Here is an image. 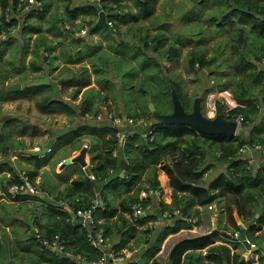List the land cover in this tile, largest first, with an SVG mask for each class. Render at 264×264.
I'll return each mask as SVG.
<instances>
[{
	"label": "trees",
	"instance_id": "1",
	"mask_svg": "<svg viewBox=\"0 0 264 264\" xmlns=\"http://www.w3.org/2000/svg\"><path fill=\"white\" fill-rule=\"evenodd\" d=\"M42 3V8L33 13L23 12L24 7L27 4V0H0V35L4 34L5 39L0 40V48L4 46L8 40L9 33L15 29L19 23L20 17L26 19L29 17L37 16L39 22L36 27L28 24L25 31H29L33 34H40L47 29L40 28V21L44 20L49 8L51 6V0H37ZM106 1V0H104ZM117 5V8L122 10L123 13H114L115 8L112 5H104L101 3L98 7L92 8L93 12L97 15L100 10L106 13L107 22H112V25L108 28L97 27L94 23L89 22V25H94L95 29H101L103 32L110 31L113 33L111 36H118L120 32L118 29L121 25H127L130 19L139 23L141 18L147 19L151 17V13L154 10V3L156 0H135L138 12L133 13L130 7L123 5L122 0H108ZM231 3L222 10H218L213 13L206 22L215 25L214 33H218L220 27L224 24L235 27L233 29V42L231 45L218 44L215 48L214 56L206 58L202 51L192 50L186 56L187 65L190 71H204L211 67H219L226 60V48L230 52L227 57L230 59L234 57V72L236 75L228 77L226 80H216L214 89L221 91L224 89H230L234 98L244 108L236 109L231 114H242L244 121L241 126L242 130L235 136H214L208 137L199 134L194 129L186 126H164L153 124L149 128L144 127L142 133L138 136L143 138V141L134 142L137 134L129 135L126 133V140L123 147L118 146L117 132L121 131V127L118 125H92L82 126L80 129L72 132L70 141L76 140L79 133H87L91 137H96L102 141V152L96 151L97 144L94 145V150L91 154L92 174L95 180L104 182L110 180V185L124 188L125 192L137 185L133 193L123 198L120 203V208L112 206L110 203L106 205H96L95 219L98 228H102L107 238L111 232L112 239H115L117 235H120L118 242L112 245L110 249L115 254L124 258L122 262L127 260L124 254H121L122 249L134 251L131 246H127L129 238L134 235L135 226L133 221H130L125 217V214H131V207L139 202V194L141 191L149 188L159 189L160 181L158 177V167L155 163H164V159L168 157L171 159L170 164L163 165L162 170H166L170 177V184L173 187L171 191L172 202L170 204L161 203L160 211L158 214L166 213L169 219L173 216H177L182 213V209L186 214L189 211V206L194 204V199L190 198L188 204L185 201L187 195H180V192L190 191L196 197H198V203L200 205L208 204L212 201L210 197L203 190L195 188V186H185L186 183L196 182L197 177L204 174L208 167H202L204 161L199 160L197 165L193 166L194 157L203 156V149L206 143L211 147L218 148V156L215 160L220 163L226 164L227 173L223 176L225 186L227 190L220 187L222 182H217L214 189L219 188V195H226V192L230 191L231 195L228 197V203L235 204L241 210V207L247 203L264 204V179L261 169L255 168V161L251 163L248 159V155L240 153L239 150L244 146L260 145L264 148V117L258 122L262 108L264 107V69H258L257 65L264 61V0H229ZM71 1L68 0L67 10ZM125 10V11H123ZM117 21L115 23L114 21ZM59 22H63L59 19ZM222 25V26H221ZM140 26V25H136ZM223 28V27H222ZM126 29H132L128 24ZM139 29V28H137ZM147 29V28H145ZM63 30V29H62ZM125 34V33H123ZM101 36L104 37L102 34ZM134 41L130 45V55L121 56L128 64L129 68L125 75L132 77L129 81L123 77L118 76V71L114 70L117 76L121 79V85L119 90L115 84L109 79L110 66H114L113 58L117 57L114 54V46L108 43L105 50L95 51L96 55L93 59L89 60L88 67L82 66L77 70H71L66 67V71L70 70L71 78L65 81L62 87L73 88V93L70 98L76 100L81 93L82 89L89 87L94 83L99 89L90 88L83 94V98L80 102V111L77 113L70 108L67 102L61 99H54L53 95L56 92V84L49 83L47 85H41L36 88L35 92L25 93L23 96H32L49 91L50 93L44 97L34 101L35 108L42 114H52L57 111H65L70 113V116H80L94 118L101 113L100 106L103 103L109 105H115L118 103L120 97L123 101V111L120 112V107L115 106L116 113L115 118H121L126 116L133 124L141 126L149 119L150 113H146L140 107L138 100L139 93L146 96L144 84L149 83L155 89H159L157 85V79L160 81L165 79L164 71L169 75V69L166 68L164 63L158 62L159 58H162L167 63H175L181 56V49L175 45L168 44L166 47L161 48L163 43L168 39L167 35L163 33H156L149 35L146 31L142 35H131ZM40 48H36V53L39 55L44 52L49 54L50 45L46 44V38H39ZM125 40V39H124ZM121 43L124 42L123 40ZM119 45V43H117ZM117 45V46H118ZM153 53L155 56L151 57L148 53ZM66 53V50L64 51ZM119 55V54H118ZM249 57V58H248ZM63 60V59H62ZM253 62H252V61ZM77 63L82 61H76ZM75 62V63H76ZM112 62V64H111ZM225 63V62H224ZM32 69L35 72H41L42 68L33 64ZM138 68V70H137ZM133 69H136L134 72ZM147 69L151 72L147 73ZM133 74V75H132ZM149 74V75H148ZM242 74H246L245 78L252 81L246 83ZM34 78L35 81L43 78L42 75ZM94 76V80H92ZM62 77V75H60ZM134 78V79H133ZM155 78V79H154ZM170 79L171 86L177 91L180 99L184 104V108L187 109L183 100V91L181 87V78L175 77ZM155 80V82H154ZM135 82V85L133 83ZM107 91V95H103ZM116 91V94L115 92ZM123 91V92H121ZM128 91V93H127ZM131 91V92H129ZM119 93V94H117ZM165 93H159L157 96L160 104L165 100ZM196 95L191 97V106L193 99ZM260 99V100H259ZM158 102V103H159ZM111 106L108 107L110 110ZM111 112V110L109 111ZM168 113V112H167ZM122 114H124L122 116ZM20 122V121H19ZM112 125V126H111ZM20 129L17 131L18 136H23L29 133L26 124L20 122ZM91 127V128H89ZM9 125L7 122L2 123L1 132L7 130ZM139 129L138 127H136ZM248 129V134H245V130ZM152 131L148 135V131ZM34 131V133H33ZM36 129L31 131V135H34ZM129 133V132H128ZM10 135V134H9ZM9 135H3L0 133V145L3 141L8 139ZM22 145V144H21ZM5 146V145H3ZM58 145L56 149H59ZM3 154L6 157L8 154L7 147H2ZM53 150V151H55ZM117 150L116 156H113V152ZM51 151V150H50ZM123 154V156L121 155ZM177 156V157H175ZM22 160L31 161L34 169L26 170L25 175L28 177L29 182L35 188L34 177L37 175V170L43 166H46L50 162V155L44 157H21ZM97 159V161H95ZM124 160L126 162L125 168L121 169L120 163ZM200 166V167H199ZM150 170V173L143 179L144 172ZM7 172L11 176L7 179L6 185L2 184L1 190L6 198H13L12 200H21L26 195L25 192H21L13 196L11 187L14 185H21L23 183L22 178L18 175L15 168L10 164L4 163L0 165V173ZM123 172L124 176L120 177L118 173ZM193 176V177H192ZM7 178L5 175L1 179ZM143 179V182L141 181ZM96 181V182H97ZM2 182V181H1ZM142 182V183H141ZM95 182L88 179L86 176H81L73 182V184L65 187L64 193L58 194L56 199H64L69 197V193L73 195L70 201V206L74 212V219L77 220V224L74 225L73 218L68 213L63 211H57L51 209L49 213L53 215L54 220L50 225H46L40 228L38 233V239L31 242V249L20 248V251H15L11 247V255L9 257L0 254V258L3 259L1 264H7L6 261L12 260V257L18 264H93L101 256V252L90 246L87 239L86 229L79 223L75 217L77 210H83L93 205L97 199L102 202L106 195L104 192L98 193L97 196L94 191ZM186 194V193H183ZM238 197H237V196ZM190 203V204H189ZM97 204V203H96ZM178 212L176 215L175 212ZM250 216H253L251 208L247 211ZM241 213V212H240ZM183 214V213H182ZM245 214V216L249 215ZM229 220L234 223V218L231 212L228 213ZM56 216H61L60 221L55 220ZM117 216V220H120V226L117 225L116 231H112V224L109 223L112 218ZM102 220V222L100 221ZM150 219H138V224H143ZM176 220V219H175ZM172 221V219H171ZM98 222V223H97ZM123 228H127L122 233ZM165 228L161 235L154 241L152 247L145 252L143 258H140L136 262H126L124 264H148L146 258L153 257L160 249L161 242L169 235L177 232L181 228H190V225H185L184 221L178 220L173 222L170 226L162 225ZM235 229L238 231V227L235 224ZM256 228L251 227L250 232ZM4 233V232H3ZM2 233V234H3ZM233 235V234H232ZM8 236H0L6 240ZM9 238V237H8ZM219 238L217 232L211 233L206 236L196 237L193 239H185L176 243L168 257V264H204V257L197 251L208 249V255L215 264H243L240 262V257L233 255L232 260L230 257V249L225 245L212 246ZM39 240V241H38ZM59 240L64 245V250H52L47 246H43V241L53 242ZM142 239L138 240L141 242ZM40 242V243H39ZM262 240H256V244H261ZM9 243V242H8ZM13 254V255H12ZM68 255V256H67ZM75 257L80 259L77 260ZM146 257V258H145ZM208 257V256H207ZM13 259V260H14ZM6 260V261H5ZM232 262V263H231ZM152 264H158L153 260ZM263 264V263H261Z\"/></svg>",
	"mask_w": 264,
	"mask_h": 264
},
{
	"label": "rangeland",
	"instance_id": "2",
	"mask_svg": "<svg viewBox=\"0 0 264 264\" xmlns=\"http://www.w3.org/2000/svg\"><path fill=\"white\" fill-rule=\"evenodd\" d=\"M71 4L69 5V9L67 10L68 0H51V6L44 20L40 21V28L47 29L45 32L40 34H33L29 31H25L26 26L29 24L36 27L39 22V18L37 16H33L32 18H27L26 21L22 17H20V22L17 27L13 29L9 35H7L8 40L4 43L3 49L0 48V119L4 115H14L18 117H24V122H29L31 125L35 124L37 127L39 126H49V131L53 134L61 133L64 129H69L70 127L75 126L74 123L79 122L80 116L74 117L72 124H70V119L66 116L62 115H41L37 113L34 106V101L38 100L41 97L48 95L49 91H44L37 95H34L32 100V96H30L31 100H26L23 95L28 92H35L36 88L31 87L30 84L35 82L34 78L39 77L38 75H42L43 78L47 77L49 83L56 84V92L54 93V99L63 100L65 97V93L60 89L65 81L64 77H60L59 71L63 69L62 59H65L67 55V49L71 48L73 45H81V43L91 45H100L101 48L106 47V44L109 43L114 46V53L119 54L121 56L130 55L132 43H134L131 35H142L145 31L149 35H154L158 32L167 35L168 39L163 43L161 48L166 47L168 44L175 45L181 49V56L175 63H167L162 58H159L158 62L164 63L166 68L169 69V77L181 78V87L183 91V100L186 104L187 108H190L191 105V97L193 95L202 97V107L205 110L206 101L208 95L212 92H216L217 89H214L216 80H226L230 76L236 75L234 72V64L233 58L227 57L229 55L228 47L226 48V60H224L223 64L219 67H211L204 71H190L187 65L186 56L192 50L202 51V53L206 56V58H210L215 54V48L218 44L221 45H231L233 42V34L236 29L230 25L224 24L220 27L219 32L214 33L215 25L209 24L206 20L216 11L222 10L223 7L227 6L231 3L229 0H158L154 5V11L151 13V17L144 19L141 18L139 23L134 22L132 19L128 22L132 29H126L127 25H121V28L118 29L120 34L118 36H111L113 33L110 31L103 32L101 29H95L94 25L98 20L99 13L96 15L92 8L94 6L98 7V4L102 3V0H70ZM96 2V3H95ZM123 4H126L133 13L138 12V7H136L135 0H123ZM123 13V12H121ZM59 19L63 22H59ZM94 23V25H89L88 23ZM108 22L112 23L108 20ZM117 23V21H114ZM25 23V24H24ZM24 25V26H22ZM140 25V26H136ZM88 26L90 28H88ZM87 28V33L85 35H80V31ZM139 28V29H137ZM147 28V29H145ZM63 29V30H62ZM125 33V34H123ZM101 34L106 37L108 40L103 38ZM40 37L46 38V44L50 45L49 54H45L42 52L41 54L36 53V48H41L39 45ZM125 39V40H124ZM123 40V43L121 41ZM119 43V45L117 44ZM105 46H102V45ZM118 45V46H117ZM67 46V47H66ZM79 46H75L77 48ZM2 50V51H1ZM66 50V53L64 51ZM101 51V49H100ZM122 57H114L113 63L114 66H111L109 79L115 84L117 89L119 90L121 85V75L129 81L132 77L125 75L126 71L129 68V64L120 59ZM249 58V57H248ZM252 61V60H251ZM253 62V61H252ZM36 64L40 68H42L41 72H35L32 69V65ZM112 64V62H111ZM258 69H264V61L257 65ZM55 70V71H54ZM114 70L118 71V76ZM138 70V68H137ZM135 72L136 69H133ZM151 72L150 69H147V73ZM133 75V74H132ZM149 75V74H148ZM246 74H242L245 78ZM42 78V79H43ZM61 79H63L61 81ZM134 79V78H133ZM155 79V78H154ZM41 80V79H40ZM246 83H252L251 80L245 78ZM155 82V80H154ZM48 83V84H49ZM20 85V90L16 92H8L3 90V86L5 85ZM96 86L95 84H92ZM135 85V82L133 83ZM157 85L159 86L158 90L150 86L149 83L144 84V89L146 91V96H143L139 93L138 100L140 103V107L146 113H150L149 105L153 104L156 111L159 113H167L172 110V103L170 97V91L165 83V79L160 81V78L157 79ZM96 88V87H95ZM63 89V88H62ZM230 90V89H229ZM116 94V91H114ZM123 92V91H121ZM131 92V91H129ZM128 93V91H127ZM164 94L165 100L160 104L157 96ZM119 94V93H117ZM103 95H107V91L103 93ZM110 97V95H107ZM67 100V99H66ZM159 102V103H158ZM76 103V102H75ZM111 100L108 103H103L100 106L101 112L103 109L105 111H110L115 114V106L120 107V112L123 111V101L119 97L118 103L115 105H109ZM111 106L110 110L108 107ZM79 112L78 110H76ZM12 112V113H11ZM124 114H122L123 116ZM90 126L95 125L97 121L94 118H90ZM9 128L1 132L2 123L0 121V133L6 135V137L10 134V138L3 141L2 145H0V165L4 163V154L2 147H7V158L12 160L11 155H16L20 152H16L17 145L15 140V136L13 134L12 125L17 124L18 120H7ZM139 125V124H138ZM132 123V130L127 133L129 135L137 134L136 138L130 145L137 141H143V138H140L138 135L142 133L143 125L138 126ZM12 126V127H11ZM66 126V127H65ZM65 127V128H64ZM138 127L139 129H137ZM91 128V127H89ZM34 133V131H33ZM47 133V132H46ZM239 133V132H237ZM67 137V135H66ZM11 140V143H10ZM5 145V146H3ZM203 156H197L193 162V166L197 165L196 163L199 160L204 161L202 167H208L206 172L200 176H198L195 182V186L199 190H203L206 192L208 197L215 196L221 197L217 199L215 202H223V200L227 197L233 196L231 192H226V195H219V188L214 189L212 187L215 186L217 182H222L220 187L222 189L227 190L228 187L225 186L223 176L227 173L226 164L220 163L215 160V157L218 156V148L211 147L208 144L202 147ZM22 150V149H21ZM21 154V152H20ZM260 152H253V156H249L251 163L254 161H260ZM177 157V156H175ZM21 159V157H20ZM164 163L170 164L171 159L166 157L164 159ZM58 164V163H57ZM57 164H55V168H58ZM65 166H70L71 163L69 160L65 161ZM163 163H155V166L158 167V177L160 181V188L163 191L165 201L171 202L170 194L165 193L164 187H162L161 181L162 178L160 169H163ZM209 165V166H208ZM200 167V166H199ZM150 173V170L144 172L142 175L143 179L146 175ZM25 174V172L23 173ZM22 174V175H23ZM5 175L7 178L1 179V177ZM223 175V176H222ZM10 174L0 173V186L2 184L6 185L7 179L10 177ZM141 178V181L143 182ZM2 181V182H1ZM226 181V180H225ZM141 182V183H142ZM144 183V182H143ZM124 189V188H123ZM212 189V190H211ZM26 192L33 193V191L27 190ZM17 193H13L15 196ZM237 196V195H236ZM238 197V196H237ZM13 199V198H12ZM4 205V206H2ZM25 206H16V203L11 202V198H6L0 187V235L11 236V238L7 237L6 240L2 239L0 241V254H4L3 256L9 257L11 255V247L14 249L16 245L18 248H27L28 240L22 241V233L21 229H25V222L30 218L29 213L26 212V206L28 204H23ZM4 209H3V208ZM6 209V210H5ZM28 211V210H27ZM220 213V211H219ZM222 213V212H221ZM218 219L223 220L224 216L221 215ZM210 212L209 209L205 210L204 218L209 219ZM233 217V216H232ZM229 219V217H226ZM172 219V217H171ZM171 219L170 222H171ZM151 219L146 221L148 225H145L142 230H139V240L143 237L146 238V233L151 235L152 242L160 236V230L158 227L152 225L153 222ZM167 220V221H169ZM207 226L209 229L212 227V222L207 221ZM157 225H160L158 222ZM6 226H10L7 227ZM1 227L5 228V232L1 230ZM155 227V228H154ZM158 229V230H157ZM194 230V229H193ZM9 235L7 234V232ZM155 231H157L155 233ZM4 232V233H3ZM3 233V234H2ZM194 235V234H193ZM25 239V238H24ZM135 245V239L131 240ZM130 241V242H131ZM177 240L172 238H167L165 241L161 243L160 246V255L158 257L159 264H166L171 249L175 245ZM9 242V243H8ZM136 243L135 246L138 247ZM108 245V244H107ZM128 245V244H127ZM136 248V247H135ZM28 249H30L28 247ZM125 249V248H124ZM122 249V250H124ZM134 249V248H133ZM126 253V252H125ZM128 254V253H126ZM13 255V254H12ZM129 255V254H128ZM132 255H129L131 257ZM138 257V256H137ZM12 257V260L6 261L7 264L13 262V264H18L17 261ZM152 259V258H151ZM3 262V259L0 258V264ZM150 262V261H149Z\"/></svg>",
	"mask_w": 264,
	"mask_h": 264
},
{
	"label": "crops",
	"instance_id": "3",
	"mask_svg": "<svg viewBox=\"0 0 264 264\" xmlns=\"http://www.w3.org/2000/svg\"><path fill=\"white\" fill-rule=\"evenodd\" d=\"M157 1L158 0H156L155 3ZM122 2H123V0L121 1V3ZM102 3L104 5H109V6L112 5V7L115 8L114 13L119 12L121 14L122 10L117 8L116 4H113L108 0H106V1L102 0ZM155 3H154V5H155ZM99 5H101V4H99ZM123 5H126V4H123ZM123 11H125V10H123ZM100 12H101V10H100ZM21 20L23 21L24 19H21ZM21 20L19 19V22ZM95 25H96V23H95ZM22 26H24V25H22ZM32 27H34V26L32 25ZM88 28H90V27L88 26ZM67 46H68L67 55H66L65 59H63L61 61L63 69L61 71H59V72H61L60 75H62V77H64L65 80L61 79V81L62 80L67 81L68 79L71 78V72H70V70L66 71V67L68 69H71V70H77L78 68H80L82 66L88 67L89 66L88 65L89 60L93 59L94 56L96 55L95 51H97L99 49L105 50L108 46V43L106 44V47H104V48H101L99 44L94 46V45H91L90 43H88V44L81 43V45H73L71 48H69V45H67ZM75 46H79V47L75 48ZM102 46H105V45H102ZM2 49H3V46H2ZM114 55L117 57H121L118 54H114ZM148 55L151 57L155 56L153 53H150V52L148 53ZM78 60L82 61V62L77 63L76 61H78ZM109 69H111V66L109 67ZM92 80H94V76H92ZM92 84H94V83H92ZM92 84L89 87L82 89L81 93L79 94V96L76 100H72L70 98L71 94L73 93V88L62 87L63 89L61 88L60 90L65 93V96H64L65 98L63 99V101L67 102L68 105L70 106V108L73 109L74 111H76V110L80 111V102L83 98V94L85 93V91H87L90 88H95V87H96L95 89H97V90L99 89L97 86H94ZM30 96L31 95L22 96V97H24V99H26L28 101V100H31V99H28V98H30ZM55 99H57V98H55ZM35 110L37 111V113H39L41 115H49V114H42L37 109H35ZM103 111H104V109H103ZM77 113H79V112H77ZM52 114L53 115L57 114V115H62V116L68 117L70 119V122H69L70 124H72L74 117H77V116L72 117V116H70V113L65 112V111H57V112L52 113ZM263 117H264V107L261 110L258 122ZM89 119L90 118H88L87 116L86 117H80L79 122L74 123L75 126L70 127L69 129L66 128V129H64V131L62 130L61 133H56V134H53L52 132H50L49 131L50 127L47 125L44 127H42V126L37 127L35 124L31 125L29 122H24V121H21L19 119H16V120H18V122H16L17 124L14 123V125H12L14 128H12L11 130H13V134L16 137L15 140H17L16 141L17 142L16 143V145H17L16 152H18V149H20L21 154L19 152L16 155H11L12 160L7 158V156L6 157L4 156L5 159H4L3 163L7 162V164H10L11 166H13L20 177H22V174L24 172H26V170L34 169L33 163L31 161L22 160V159H20V157H28L29 152H31V151L34 152L35 149H37V148L39 149L38 151L44 150V152H45L44 156L50 155V157H51L48 165L43 166L37 170V175L34 177V183L37 187V188H35V192H33V193L25 192L27 196H25L24 198H22L19 201L11 199V202L16 203V206L23 207V206H25L23 204H28V206H26V212L29 213L30 218L25 222V225H24L25 229H21L22 241H25V240L35 241L38 239V237H39L38 233L40 232L39 231L40 228L44 227L46 225H50L52 223V221L54 220L53 215H51L49 213V211H51V209H55L57 211H63L65 213H68L71 218L74 217V212L70 206V201L73 198V195H71L69 193V197L64 198V199H56V197L58 194L64 193L65 187L73 184V182L75 180H77L78 178H80L81 176H86L88 179L95 182L94 191H95V194L97 196L99 195L98 193H100V192L105 193V195H106L105 199L106 200H104L102 202L100 199H97V201H96L97 205H99V206L106 205V204L110 203L112 206L120 208L121 200L123 198H126L127 195H130L131 193H133L134 189H136L137 185L133 186L130 189V191L125 192L122 187L116 188L114 185H110L111 179L105 180L104 182H99V181L95 180V178L92 174V171H91L93 168V166L91 164V154L94 150L95 144H97L96 151L102 152V150H101L102 141H100L96 137L95 138L91 137L89 134H87L85 132L79 133V131H78V134L81 136H79L76 140L70 141V139H71L70 134L72 132H74L77 129L79 130L80 127H82V126L87 127L90 125ZM19 121L26 124L27 129H29V133H26L23 136H18L17 131L21 127ZM1 123H4V122H1ZM95 125L105 126V125H110V124L97 121V123ZM34 128L36 129V132L34 135H31V131ZM248 131H249L248 129L245 130L246 135L248 134ZM66 135H67V137H66ZM9 138H10V135H9ZM10 143H11V140H10ZM207 144H209V143H206V145ZM58 145H60V148L55 150V148ZM82 148L86 149L85 158H84L85 163H86L85 167H81L79 164H76V163H71L70 166H65V164H64L65 161L72 159L75 155H77L79 153V151ZM47 150H49V152H47ZM53 150H55V151H53ZM121 155L123 156L122 153H121ZM44 156H41V157H44ZM38 158H40V157H38ZM195 158L196 157H194V159ZM63 160H64V163L62 164V166L55 168V164H57L58 162L63 161ZM95 161H97V159ZM258 162L264 163L263 159H260V161H258ZM261 165H264V164H261ZM160 172H161L160 178H162V181H161L162 187L167 189V190H165V193L170 194V197H171V191H172L173 187L170 184L169 174L166 172V170H162V169H160ZM3 173L7 174V172H3ZM118 174L120 177L124 176L123 172H120ZM23 175H25V174H23ZM184 185L185 186H195V183L192 182V183H189V185H187L185 183ZM212 187H213V185H212ZM195 188H196V186H195ZM183 193H186V194H183ZM180 195H187L188 196L185 200L187 202V204H188V200L190 198H193L194 204L189 206V211H187L186 214L184 213V210L182 209L183 214L182 213L179 214L178 217L173 216L171 223L178 221V220H181V221H184L185 225H190V228H181L177 232H175L173 234H169L163 241H165L167 238H169V239L172 238L174 240H177L176 243H178V242H181L185 239H193L196 237L206 236V235H209L211 233L217 232L219 234V238L215 241V243L212 246L225 245L226 247H228L230 249L231 260H232L233 255H236V256L240 257V262L243 264H261V263L264 264V204H260V202L258 204L247 203L244 206V208L241 207V210H239L237 205L228 203V197L225 198L223 200V202L221 201V202L217 203L215 201L217 199H220L221 197L217 198L215 196H210V198L212 199V201L210 203L205 204V205L204 204L200 205L198 203V197H196L193 193H190V191H184V192L182 191V192H180ZM165 202H166V204H170L172 202V197H171L170 203L167 201H165ZM2 206H4V205H2ZM249 208H251V212L253 213V216H250L249 212H247L249 210ZM206 209H209V212H210L209 219L204 218V213H205ZM219 211H220V213L222 212L221 215L224 216L223 220L218 219L220 216ZM229 212H231V214L234 218V223L231 222L228 218H226L229 216L228 215ZM246 213L249 215L245 216ZM125 217L127 219H129L130 221H133V224L135 226V230H134L135 233H134V235H132L129 238V242L127 245V246H131L132 248H134V251H129L127 249L122 250V252H120V253L124 254L125 257L127 258V260H125L121 264H124L126 262L128 263L130 261L137 263V261L140 258H143V255L145 254V252L148 251L152 247L154 242H152V240H151V235L147 234V233L145 234L146 238L143 237L141 242L138 241L139 240L138 235L140 233L139 230L141 231L142 228L145 227V225H148L146 222H144L143 224H138L136 222L138 219L133 218V216L130 213L125 214ZM57 219H58V221H60V219H62V218H61V216H56L55 220H57ZM208 220L210 222H212L211 229H209V227L207 226ZM100 221L102 222V220H100ZM72 223L74 225H76L78 222H77V220L74 219ZM109 223H111L113 226L112 231H116L117 225L120 226V224H121L120 220H117V216L112 218ZM235 224L238 227V231H236V229H235ZM240 226L244 229L246 238L250 242V245H251L250 249H247L240 242L228 239L224 234V233L233 234V235L239 234L240 233V228H239ZM253 226L256 229L253 231V233H251L250 229ZM7 227H10V226H6V228ZM159 228L161 229V227H159ZM164 229L165 228H162L160 230V232H162ZM1 230H3L5 232V228L1 227ZM126 230H127V228H123L122 233L125 232ZM156 232L157 231H155V233ZM112 233L113 232H111L109 234V236L106 238V249L107 250H110L112 248V245L115 244L116 242H118L120 239L119 234L117 235V237H115V239H112V236H113ZM7 234L9 235L8 232H7ZM160 235H161V233H160ZM0 236H2V235H0ZM32 236H35L36 238L34 239ZM9 237L11 238L10 235H9ZM134 239H135V241H134L135 245H136V243H138L137 244L138 247L132 243L131 240H134ZM256 240H260V241L262 240L261 244L257 245L255 243ZM30 241L27 242V245L31 249L32 246H31ZM160 246H161V244H160ZM208 249L209 248H206L202 251H197V253H201V255L204 257V260H203L204 264H215L213 262V260L210 258V254L208 255ZM14 250L20 251V248H18L15 245ZM125 252L128 253L129 255H132V256L129 257V255L126 254ZM157 255L158 256L160 255V249L158 252H156V254H154L153 257H150V258L145 257L146 258L145 260H147L148 264H152L153 260H155L159 264ZM75 258L80 261V259L78 257H75ZM168 262H169V260H167L166 264H168ZM140 263L142 264L143 262H140ZM223 264H225V262Z\"/></svg>",
	"mask_w": 264,
	"mask_h": 264
},
{
	"label": "built area",
	"instance_id": "4",
	"mask_svg": "<svg viewBox=\"0 0 264 264\" xmlns=\"http://www.w3.org/2000/svg\"><path fill=\"white\" fill-rule=\"evenodd\" d=\"M33 5H36L37 10L42 8V3L37 0H27V4L23 9V12H28ZM108 26H111L112 23L107 22ZM87 33V28L80 31V35H85ZM4 38V34L0 35V39ZM221 104L223 106V111L225 113L226 118L233 120L237 123L238 126L242 124L244 121V117L242 114H231L236 109L244 108V105L239 103L233 96L232 92L229 89H224L221 91L212 92L208 95L204 114L208 118H213L216 113L217 105ZM96 121L98 122H105L110 123L112 125H118L122 127V119L115 118L114 114L109 111H103L98 113L96 116ZM152 131H148V135H150ZM116 137L118 138V146L121 148L124 146L126 135L124 131L117 132ZM86 147V146H85ZM35 150H38L35 149ZM49 152V150H47ZM240 153H244L245 155L253 156V152L258 153L260 152V158L264 161V148L260 145H253V146H244L239 150ZM118 153L117 150L113 152V156H116ZM64 163L60 161L58 163V167L62 166ZM263 162L260 163L258 161L255 162V166L258 169H261L263 179H264V168ZM23 183L21 185H14L11 187L12 193H21L27 190L35 192V187L31 185L26 175H22ZM164 198V194L161 188L159 189H152L149 188L147 190L141 191L139 194V202L134 204L131 207V215L135 219H154L152 225L158 227L160 225L170 226L172 223L169 220V216L166 213H162V215L158 214L160 211V204L166 203ZM96 202L91 205L87 209L77 210L75 213V217L78 219L79 223L86 229L87 232V239L91 247L97 249L101 252V256L99 259L94 262L93 264H121L124 260L123 257L115 254L111 250L106 249V237L104 230L102 228H98L96 225L95 219V212H96ZM178 212L176 211L175 214ZM169 220V221H167ZM160 222V225H157ZM98 223V222H97ZM43 246H47L52 250H59L63 251L64 245L59 241L55 240L53 242L43 241Z\"/></svg>",
	"mask_w": 264,
	"mask_h": 264
},
{
	"label": "water",
	"instance_id": "5",
	"mask_svg": "<svg viewBox=\"0 0 264 264\" xmlns=\"http://www.w3.org/2000/svg\"><path fill=\"white\" fill-rule=\"evenodd\" d=\"M37 11L36 5H33L28 13H33ZM107 14L101 11L99 13L98 20L96 22V26L108 28L107 22ZM165 76V83L170 91L171 103H172V110L168 113H159L155 110L154 105H149L150 110V117L148 120L145 121L143 124L144 127L149 128L153 124L157 125H164V126H186L191 129H194L199 134L214 137V136H235L237 132L242 130V127H238L237 123L233 120H230L225 117L223 106L221 104L217 105L216 113L213 118H208L203 111L202 107V97L196 96L193 99V103L191 106L190 111H187L184 108V104L180 99L177 91L171 86L169 76L167 75L166 71L163 72ZM49 80L47 77H44L41 80L32 82L30 84L31 87L47 85ZM3 90L8 92H16L20 90V85H5L2 87ZM16 120L19 119L24 121V117H18L14 115H4L0 121L5 122L7 120ZM123 124L127 132L132 130V125L129 119L126 116L122 117ZM85 153L86 149L82 148L77 155H75L72 159L69 160L70 163L79 164L81 167H85ZM44 150L29 152L30 157H41L44 156ZM126 162L124 160L121 161L120 167L121 169L125 168ZM264 168V165H263ZM240 233L238 235H232L224 233L228 239L233 241L240 242L244 245L247 249H250L251 245L248 239L246 238L244 229L240 226ZM34 239L35 236H32ZM9 264H13L10 262Z\"/></svg>",
	"mask_w": 264,
	"mask_h": 264
},
{
	"label": "clouds",
	"instance_id": "6",
	"mask_svg": "<svg viewBox=\"0 0 264 264\" xmlns=\"http://www.w3.org/2000/svg\"><path fill=\"white\" fill-rule=\"evenodd\" d=\"M28 13V12H27ZM107 20V19H106ZM107 22V21H106ZM108 27H110V26H108ZM3 39H5V37L3 38ZM3 39H0V40H3ZM38 81V80H37ZM105 111V110H104ZM204 111V110H203ZM103 112V111H102ZM224 115H225V113H224ZM226 117V116H225ZM130 121V123H131V125H132V121L131 120H129ZM122 123H123V121H122ZM241 126V125H240ZM240 126H238V127H240ZM121 129L124 131V133H125V135H126V133H128L127 131H126V129H125V126H124V124H122V127H121ZM130 132V131H129ZM237 134V133H236ZM39 150V149H38ZM38 150H35V151H38ZM70 160V159H69ZM59 163V162H58ZM58 165V164H57ZM255 168H256V166H255ZM16 195V194H15ZM159 227H162V225H160ZM155 228V227H154ZM236 235H238V234H236Z\"/></svg>",
	"mask_w": 264,
	"mask_h": 264
},
{
	"label": "flooded vegetation",
	"instance_id": "7",
	"mask_svg": "<svg viewBox=\"0 0 264 264\" xmlns=\"http://www.w3.org/2000/svg\"><path fill=\"white\" fill-rule=\"evenodd\" d=\"M186 110H187V111H190V109H189V108H187Z\"/></svg>",
	"mask_w": 264,
	"mask_h": 264
}]
</instances>
